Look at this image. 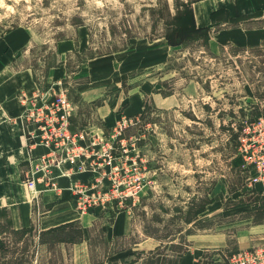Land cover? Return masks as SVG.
<instances>
[{"label":"rangeland","instance_id":"1","mask_svg":"<svg viewBox=\"0 0 264 264\" xmlns=\"http://www.w3.org/2000/svg\"><path fill=\"white\" fill-rule=\"evenodd\" d=\"M198 1L0 0V72L67 97L81 155L51 180L91 219L72 228L84 242L40 244L47 208L27 189L30 232L0 218V264H178L191 248L220 264L264 245L236 249L239 233L264 230V210L249 211L264 209V0L221 1L207 42L171 47L169 24ZM39 147L24 183L43 177ZM114 217L127 228L110 237Z\"/></svg>","mask_w":264,"mask_h":264},{"label":"crops","instance_id":"2","mask_svg":"<svg viewBox=\"0 0 264 264\" xmlns=\"http://www.w3.org/2000/svg\"><path fill=\"white\" fill-rule=\"evenodd\" d=\"M221 1L236 3L238 0H201L193 4L196 27L212 26L210 14L223 7L222 4L219 5ZM197 5L205 11L201 24L198 23L195 15ZM34 89V81L30 71L22 70L8 75L0 72V212L6 213L12 229L15 230L32 226L30 217L33 199L27 198L28 188L21 177L26 161L40 155L43 151L39 146L32 147L28 144L26 139L27 127L18 119L27 107V99L41 93L38 91L34 94ZM26 172L28 173V171ZM57 183L59 185L57 188L54 186L51 188L44 187L41 183H35V190L37 191L35 207L37 206L39 209L41 205L42 208H47V213L40 216L37 222L38 229L42 232L67 223L79 224L80 220L81 222L91 220L90 215H80L79 212L73 210L74 202L70 200L66 182L58 180ZM118 214L116 213V216ZM259 225L263 226L264 223ZM126 228L125 222H118L115 218L107 226L105 232H108L110 237H114L124 234ZM263 231L257 235H249V232L239 233L237 240L239 248L236 249L249 248L264 241ZM82 234L81 241L84 242L86 236L83 231ZM202 261V252L191 248L182 254L178 264H203ZM101 264L122 263L105 262Z\"/></svg>","mask_w":264,"mask_h":264},{"label":"built area","instance_id":"3","mask_svg":"<svg viewBox=\"0 0 264 264\" xmlns=\"http://www.w3.org/2000/svg\"><path fill=\"white\" fill-rule=\"evenodd\" d=\"M27 103L28 107L19 117V121L23 124L25 121L30 122V125L24 124L27 127L26 137L28 135L30 145L46 148V153L36 160L37 172L42 173L43 177L36 181L32 178L26 182L28 190L33 192L36 182H41L42 179L52 182L51 178H54L50 174L52 167L61 169L63 163L75 167L81 154L74 149L76 135L70 128L73 110L63 92L55 96L37 93L27 99ZM59 171L64 177L73 173L70 171L67 174L63 172V168ZM80 199L82 200V197ZM220 264H264V245L236 252Z\"/></svg>","mask_w":264,"mask_h":264},{"label":"trees","instance_id":"4","mask_svg":"<svg viewBox=\"0 0 264 264\" xmlns=\"http://www.w3.org/2000/svg\"><path fill=\"white\" fill-rule=\"evenodd\" d=\"M181 7L184 9V11L178 16H176L172 22L169 24L171 26V30L164 33L163 38L167 41L168 45L171 47H176L179 45H182L185 42H192L197 41L198 39H203L205 42L208 41V28H200L196 27L194 16L191 8V4H183ZM221 9H218L210 14L211 20L216 16V14L221 13ZM204 208H199V210L196 212V214H199L203 212ZM264 210L260 207L252 208V210L249 211H257ZM4 215V216H3ZM5 217L6 225L11 227V223L9 219L6 216V213L0 212V218ZM76 223H67L60 225L58 227L49 229L47 231L41 232L39 234V238L41 240L40 244H47L49 241L51 242H65V243H73L77 238L74 237L76 234L79 236V241L82 240V231H76L74 228ZM79 230V229H78ZM21 234H26L30 232V229H21ZM63 233L65 235V238L58 237V234ZM45 236H51L50 240L44 239ZM58 237V238H57ZM44 239V240H43Z\"/></svg>","mask_w":264,"mask_h":264},{"label":"bare ground","instance_id":"5","mask_svg":"<svg viewBox=\"0 0 264 264\" xmlns=\"http://www.w3.org/2000/svg\"><path fill=\"white\" fill-rule=\"evenodd\" d=\"M204 14H205V12L203 11V9L197 10L196 17H197L199 23H201L202 17L204 16Z\"/></svg>","mask_w":264,"mask_h":264}]
</instances>
